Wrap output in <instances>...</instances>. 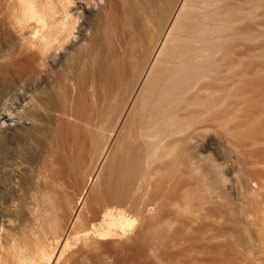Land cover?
<instances>
[{
    "label": "bare ground",
    "instance_id": "1",
    "mask_svg": "<svg viewBox=\"0 0 264 264\" xmlns=\"http://www.w3.org/2000/svg\"><path fill=\"white\" fill-rule=\"evenodd\" d=\"M0 264H264V0H0Z\"/></svg>",
    "mask_w": 264,
    "mask_h": 264
},
{
    "label": "rangeland",
    "instance_id": "2",
    "mask_svg": "<svg viewBox=\"0 0 264 264\" xmlns=\"http://www.w3.org/2000/svg\"><path fill=\"white\" fill-rule=\"evenodd\" d=\"M94 12H96V10H94ZM84 45V44H83ZM82 45V46H83ZM28 84H30V85H28ZM36 84V85H35ZM26 85V84H25ZM28 85V86H27ZM27 87L26 86H23L22 87V90L19 92V91H17V92H10L9 94H10V97H11V104L13 103V104H15L14 106L13 105H11V107H13V109L14 108H16V107H19L20 105H22V104H24V101H26V99L27 100H30L32 97H37L38 95H39V90L38 89H40V88H37V86H38V82H35V83H27ZM31 85H33V86H31ZM30 86V87H29ZM23 88H25V89H23ZM25 90V91H24ZM35 90V91H34ZM37 92H38V94H37ZM28 95H30L29 96V98H28ZM31 95H33V96H31ZM34 95H36V96H34ZM31 97V98H30ZM25 98V99H24ZM23 102V103H22ZM12 114H14V113H12ZM208 155L209 156H213L214 157V153H213V151H212V149H209L208 150ZM229 167V166H228ZM225 171L227 172V173H229L228 174V177H230L231 179H236L237 177H236V175L235 174H233L232 172H231V169H230V167L229 168H227V167H225ZM233 176V177H232Z\"/></svg>",
    "mask_w": 264,
    "mask_h": 264
}]
</instances>
